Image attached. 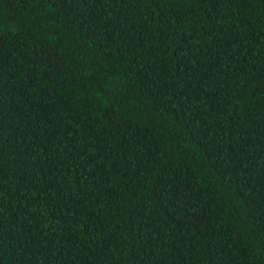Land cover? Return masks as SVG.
<instances>
[{"label":"trees","instance_id":"1","mask_svg":"<svg viewBox=\"0 0 264 264\" xmlns=\"http://www.w3.org/2000/svg\"><path fill=\"white\" fill-rule=\"evenodd\" d=\"M0 264H264V0H0Z\"/></svg>","mask_w":264,"mask_h":264}]
</instances>
